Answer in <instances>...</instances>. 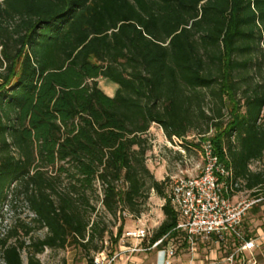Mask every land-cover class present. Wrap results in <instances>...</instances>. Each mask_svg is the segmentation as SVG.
Masks as SVG:
<instances>
[{
	"label": "trees",
	"instance_id": "trees-1",
	"mask_svg": "<svg viewBox=\"0 0 264 264\" xmlns=\"http://www.w3.org/2000/svg\"><path fill=\"white\" fill-rule=\"evenodd\" d=\"M200 124L196 146L211 131L218 161L264 198V0H0V214L22 201L33 215L0 240L3 263L118 251L124 215L165 199L151 126L172 141ZM161 213L149 245H188L168 199Z\"/></svg>",
	"mask_w": 264,
	"mask_h": 264
},
{
	"label": "built area",
	"instance_id": "built-area-1",
	"mask_svg": "<svg viewBox=\"0 0 264 264\" xmlns=\"http://www.w3.org/2000/svg\"><path fill=\"white\" fill-rule=\"evenodd\" d=\"M201 149L203 165L200 173L195 177L171 179L173 183L168 200L179 215L176 231L185 237L192 251L198 243L209 242L212 237H215L218 243L232 239L239 243L240 251L251 250L254 244L244 240L242 223L252 207L264 201V198L242 199L236 203L230 201L227 195L236 191L238 181H235L231 171L225 169L218 161L209 141L203 142ZM4 208L7 206L2 208L0 214V240L9 229L6 215L3 213V210L7 209ZM152 234L153 231L143 224L125 229L118 240V251L112 255L98 253L93 263L115 264L125 254L160 249L166 254L163 264H171L170 260L177 250L175 244L168 241L163 248H159L166 239L163 237L149 245ZM0 256L2 257V253Z\"/></svg>",
	"mask_w": 264,
	"mask_h": 264
},
{
	"label": "rangeland",
	"instance_id": "rangeland-1",
	"mask_svg": "<svg viewBox=\"0 0 264 264\" xmlns=\"http://www.w3.org/2000/svg\"><path fill=\"white\" fill-rule=\"evenodd\" d=\"M98 85L99 88L110 97L114 95L117 89L116 85L104 79H100ZM205 107L207 108V106ZM200 125L201 127L198 128V130L191 131L184 140L173 139L172 141H168L164 137L162 130L157 125L151 126L147 134L150 148L146 154V165L156 181L166 183L164 190L165 199L155 194V192L150 191L148 199L141 207V214L138 218L129 215L124 216L125 225L123 230L134 228L138 224H143L145 227H148L150 231H154L163 219L161 207L164 205L165 200L168 199L173 183V180L171 179L195 177L200 173L203 165L201 151L202 145L201 147L196 145H198L200 140L199 134L201 132L203 133V131L205 132L206 128L205 124ZM204 135V139L207 140L212 136V132L210 131ZM251 169L253 171L262 169V163H252ZM243 189V183L238 180L236 191L243 193ZM240 197L244 200L248 199L247 194L244 193ZM4 209H7L3 210V213L6 215L5 218L9 227L11 224L14 225L17 220L30 223L31 218L33 217L22 201L17 204V209L14 212H10L9 207ZM98 209L101 210L99 205ZM7 213H10L11 218ZM137 219H140V221H137ZM104 223L109 227V230L113 234L116 232L118 222L110 217H105ZM43 236V231L34 232L31 235L33 239L42 238ZM20 237L21 239L23 238L22 236ZM108 240V237L104 240L105 247L108 245ZM25 241L28 242V238H25ZM106 252L108 253V251ZM90 253L93 258L96 256L95 253ZM21 257L23 264H26V255L24 252H22ZM37 258L42 264H87V259L84 257V254L70 246L65 250H45L42 254H39ZM0 264H4L1 256Z\"/></svg>",
	"mask_w": 264,
	"mask_h": 264
},
{
	"label": "crops",
	"instance_id": "crops-1",
	"mask_svg": "<svg viewBox=\"0 0 264 264\" xmlns=\"http://www.w3.org/2000/svg\"><path fill=\"white\" fill-rule=\"evenodd\" d=\"M243 190L249 198L251 191ZM243 193L235 191L227 196L236 203L243 199L240 197ZM241 230L245 241L253 242L251 250L240 251L238 242L227 239L218 243L212 237L209 242L198 243L194 251L189 245L179 247L170 260L171 264H264V201L252 207L244 218ZM165 260V251L153 249L145 253L125 254L115 264H163Z\"/></svg>",
	"mask_w": 264,
	"mask_h": 264
}]
</instances>
